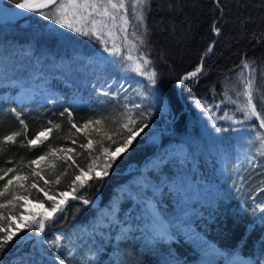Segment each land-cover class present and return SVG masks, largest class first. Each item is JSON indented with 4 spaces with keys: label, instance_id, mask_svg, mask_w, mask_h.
<instances>
[{
    "label": "trees",
    "instance_id": "16d2710c",
    "mask_svg": "<svg viewBox=\"0 0 264 264\" xmlns=\"http://www.w3.org/2000/svg\"><path fill=\"white\" fill-rule=\"evenodd\" d=\"M4 2L14 6L19 0ZM143 11L144 26L138 33L147 34L143 36L144 43L137 44L151 61L148 67L157 73L166 95L165 110L157 111L152 106V96L131 98V93L121 90L119 84L108 89L83 87L79 97L72 96L68 87L42 99H0V169L16 167L28 173L25 188H29L33 199L48 207L44 191L59 195L62 191L71 193L75 187L77 196L92 201L84 205L81 199L69 197L65 211L47 225L40 243H36L35 233L32 239L14 242L0 255V264H55L56 259H64L66 264H201L200 248L194 243L197 237L210 240L225 252L249 256L254 264H264V213L260 210L264 208V192L260 191L264 188V157L257 156L253 161L257 166L252 167L249 160L256 148L245 150L233 135H228L232 139L227 138L218 148L196 145L194 136L200 133L202 117L193 100L212 105L223 103L229 95L232 98L234 87H243L241 79H245L246 69L242 61H247L256 69L254 102L264 112V0H148ZM36 15L38 11L14 20L19 30L11 37L24 40L29 35L27 26L35 22ZM213 25L220 28L219 35L212 30ZM38 39L44 42L42 36L38 35ZM54 42L55 37L47 38V43ZM210 45L212 51L208 52ZM199 66L202 71L197 77L184 79ZM105 91L108 96L103 95ZM241 99L240 95L239 103ZM135 104L143 108L135 109ZM66 108L72 112L71 117L64 111ZM126 111L137 120L138 113L150 112L148 124L152 122L156 128L167 125L170 131L161 133L158 146L156 142H142L143 134L137 136L134 146L108 170L109 175L98 181L95 171L103 157L99 161L96 157L100 156L101 141L107 147V136L113 135L114 129L122 130L120 124L127 122ZM169 116L172 119L166 124ZM97 119L102 121L100 125L95 124ZM88 121L92 123L85 127ZM47 129L51 132L41 136L35 146L28 144L40 130ZM13 133L20 135L14 143H5L3 137ZM183 133H187L186 138L181 136ZM113 139L118 137L113 135ZM89 140L92 148L82 147ZM62 147L73 151L56 154L51 164L38 166V171L32 172L33 159L60 152ZM132 161L137 166L127 170ZM89 167L95 169L93 178H85L84 187L79 182L73 185L75 175L81 170L87 172ZM57 177L60 183H56ZM205 184L212 186L215 196L187 199L183 204L179 201L184 193L191 195L195 186ZM140 190L153 197L158 214L169 220L174 234L170 242H153L155 230L142 231L150 217ZM184 205L191 209L179 215L177 207ZM115 216L125 226L133 227L127 238L118 239V228L108 227V218ZM26 234L27 229L19 233ZM57 235L61 237L58 249L48 243ZM117 250L121 258L114 255ZM221 259L219 256L218 262Z\"/></svg>",
    "mask_w": 264,
    "mask_h": 264
},
{
    "label": "rangeland",
    "instance_id": "374dc122",
    "mask_svg": "<svg viewBox=\"0 0 264 264\" xmlns=\"http://www.w3.org/2000/svg\"><path fill=\"white\" fill-rule=\"evenodd\" d=\"M67 2V0H63ZM118 2V0H117ZM129 3V19L130 27L128 29L129 38L124 41L123 34L120 32L119 22L114 31L108 34L107 30L101 34L102 38L108 41V47L112 48L113 44L120 48V55L110 56L108 52L104 51V45L100 43L96 37H87L78 33L72 32L68 28H62L56 24L52 19H46L39 14L35 17V22L28 25L29 35L24 40L19 38H13L10 34L15 31L18 32L19 27L13 22H2L0 26V99L14 98L18 101H27L32 98H46L49 95L55 96L57 92L64 91L69 87L70 94L75 97H79L82 94L81 89L83 87L90 88L97 86L101 88H110L114 85H118L126 93H131L133 99H144L146 96H152V86L150 82L143 76H139L132 70L134 61L141 55L139 48L140 36L138 31L144 26L139 25L138 21L132 14L130 7V0H126ZM9 4H6L4 0H0V11L6 8H12ZM145 7V5H144ZM144 7L142 11L144 10ZM140 10L138 9L137 12ZM46 15H51L50 8L44 10ZM144 15V11H143ZM43 20V21H42ZM50 22L47 26L46 23ZM111 26V25H110ZM38 35L44 38V42H38ZM55 37V42L52 44L47 43V38ZM131 55L132 61L125 59L126 56ZM148 71H151L147 67ZM253 77L255 73H252ZM249 76L248 70H245V79ZM255 84V82H254ZM16 85L15 89L12 86ZM264 87V86H263ZM243 87H234L233 97L227 96L223 103L205 104L203 100L193 99L194 105L199 106L201 110L200 115L202 117L200 125V133L194 136V142L196 145L207 149H214L220 147L225 143L226 139H232L228 135L236 136V140L239 141L242 148L255 149L258 146V142L255 141L254 131L252 129L253 124H257L256 121H249L244 124L233 123L230 120L219 119L227 113L232 116L234 120H242L243 114L236 111L237 106L232 103L236 101L238 104L245 103V98L241 95L242 99L239 103L238 92L242 91ZM229 98V100H227ZM235 98V100H234ZM227 100V101H226ZM204 103V104H203ZM260 110V109H259ZM172 116L166 117V124H169ZM147 129H144L140 135L143 134L144 139L142 142H156L157 146L160 144L161 133L163 131L169 132L166 126L159 128L153 127L152 122L148 124ZM229 129L227 131L217 132L216 128ZM236 129V130H233ZM46 130H40L39 133ZM38 133V134H39ZM37 134V135H38ZM193 134V135H194ZM247 134V135H246ZM181 136L186 138L187 133H183ZM245 136V137H243ZM181 138V137H180ZM241 139V140H239ZM255 145V146H253ZM63 151L50 152L43 154L45 158L39 160L37 164H32V172L38 171V166L49 165L52 163L56 154H63L67 151L66 147H62ZM240 150V149H239ZM244 150H241L243 153ZM194 148L191 150L192 156L194 155ZM240 151L237 152V158ZM39 156V157H41ZM38 157V158H39ZM35 158L33 160H38ZM138 163L132 161L127 170L135 169ZM13 169L7 176H4L3 180H0V189L7 183L13 176L19 175L25 177L20 181H13V184L9 187V190L3 197H0V203H7L12 200L14 196L25 197L26 199L16 200L14 205H9L7 208L0 209V213L5 217L0 220V227L7 229L9 225L12 230H15L18 226H21V221H28L30 219L29 214L44 213L49 207L39 200L33 199L29 193V188H25L26 180L29 176L27 173H23L21 169L16 167H9ZM6 169H0V176H3ZM222 169V166H221ZM23 185V186H21ZM140 197L143 201V205L146 207L150 222L142 229L145 230H161L162 227L167 228L170 226V222L167 219L162 220V226L154 224L152 220V214L157 212V206L152 196H149L144 191L140 190ZM69 197L71 193L69 192ZM216 192L212 186L205 184L198 188L195 186L193 193H184L179 198V201L184 203L187 199H204L215 196ZM57 195V199H59ZM154 201V203L151 201ZM190 206L184 205L183 207H177V213L179 215L189 212ZM19 212V213H18ZM11 219H8V217ZM39 218V217H37ZM3 233H0L2 235ZM204 242H201V240ZM196 247L200 248L199 261L203 264V261L210 260L212 264H228L229 261H233L234 264H254V261L249 256L243 255L236 251L225 252L215 246L210 240H205L202 237H197L194 241ZM116 257H120L118 250L114 251ZM221 256V261L218 262V257ZM49 258L51 256L49 255ZM121 258V257H120ZM201 259V260H200ZM60 260L56 259L55 264H59ZM184 264H193L184 263Z\"/></svg>",
    "mask_w": 264,
    "mask_h": 264
},
{
    "label": "snow or ice",
    "instance_id": "6c2138e0",
    "mask_svg": "<svg viewBox=\"0 0 264 264\" xmlns=\"http://www.w3.org/2000/svg\"><path fill=\"white\" fill-rule=\"evenodd\" d=\"M148 3V0H130V7L133 16L138 21L139 25H143L144 23V15H143V7ZM51 6V7H50ZM16 7L20 10H26L29 12L38 11L40 16H44L46 19H52L62 28H68L72 32L78 33L87 37H96L97 40L104 45V51L108 52L110 56H118L120 55V48L113 44L112 48L108 47V41L103 39L101 34L107 30L108 34L114 31L119 22L120 32L123 34L124 41H127L129 38L128 29L130 27V19H129V3H126V0H67V2H63V0H41L40 3H30L29 0H19L16 3ZM52 12L51 15H46L43 11L45 8H49ZM140 10L137 12V10ZM111 25V26H110ZM217 35L220 33V28L216 25H213L212 29ZM143 33L138 36L139 43L143 44L144 39L143 36L146 35ZM208 52L212 51L211 45L207 49ZM125 59L132 61L133 57L128 55ZM254 63V62H252ZM151 64V61L145 57L143 54L139 55L134 61V66L132 70L136 72L137 75L145 77L152 86V95L154 96L153 107L157 109V111H163L167 107L166 95L161 91L162 85L157 81V73L155 71H148L147 67ZM243 69L248 70L249 76L248 78L241 79V84L243 85L242 91L238 92V95H242L245 98V103L238 104L236 111L241 112L243 114L242 120H234L232 116H229L225 113L224 116L219 117V119L230 120L233 123L244 124L249 121H256L257 124H253L252 129L254 131L255 141L258 142V146L256 148V153L253 157L250 158L249 163L252 167H256L257 165L253 163L256 157H264V112L258 109L257 104L254 102V77L252 73L256 71L255 68L247 61H242ZM202 71V66L196 68L195 71L188 73L184 79H190L197 77V75ZM183 83V80L180 81ZM103 95L108 96L109 92H103ZM232 103H236V101H232ZM127 109V105L124 106ZM135 109H142V104L133 105ZM69 117L72 116V112H70L67 108L64 110ZM63 116L64 113H61ZM127 116V122L120 124L121 131L113 130V135L117 136L118 139H113V135H108L107 139L110 141L107 147L101 141L100 144V156L96 157V160L99 161L101 156L103 157V163L98 164V171H95L92 167H89L87 172L81 170L78 175H75V179L72 181L73 185L76 182H79L81 187H84L86 183V179H92V173L95 171V179L98 181H103L105 177L109 175V169L113 167V164L117 161V159L121 156L122 153L128 151L131 147L134 146L133 142L136 140V137L140 135L141 132L144 131L149 125L147 120L151 117L150 112H140L138 115L140 116V120L135 119L128 111L124 113ZM17 119H19L20 124L24 125V121L20 119V114L17 113ZM107 119V118H105ZM71 123V121H69ZM89 123L92 121L86 122L84 125L87 127ZM102 121L97 119L95 121L96 125H100ZM113 124L116 123L115 118L112 121ZM59 127V126H57ZM72 127L75 128L76 125L73 123ZM25 126V131H26ZM229 129L216 128L217 132L227 131ZM236 130V129H233ZM79 131V129H77ZM99 131V129H97ZM51 132V129H47L45 132L39 133L34 139L29 140L28 144L35 146L37 142L40 140L41 136H47L48 133ZM20 135V133H13L11 135H7L3 137V141L7 142H15L16 137ZM92 141L89 140L87 144L82 145L84 148L91 149ZM63 151V149H61ZM68 152H72L73 149L69 148ZM91 154V153H90ZM45 157L41 156L38 160H33L32 164H37L39 160H43ZM71 157H69L70 159ZM13 169L9 168L7 172L4 173L3 176H0V180L4 179V176H7L9 172H12ZM35 175H39V173H34ZM25 179V177L16 175L7 181L3 185V188L0 189V197H3L5 193L8 192L9 187L13 184V181H20ZM49 182L46 180L45 184ZM56 183H60L59 177H57ZM23 186V185H21ZM33 188H36V184H32ZM37 191H44L42 189H37ZM261 192H264V188L260 189ZM77 189L73 187L71 189L72 200L81 199L84 205H89L92 201L88 199H84L82 197L77 196ZM69 191H62L59 193V199H57L56 194H50L49 191H44V196L46 197V202L49 204V209H46L44 213L40 214H29L30 219L28 221H21V226H18L15 230L11 229V226L7 229L0 227V255H2L6 250H8L14 242H22L29 239H32L31 234H36V243L41 242V234L45 233L46 227L48 224L52 223L59 214L65 211V206L69 203ZM26 199L25 197L14 196L12 200L7 201V203H0V209L7 208L9 205H14L16 200ZM262 213H264V208L260 209ZM39 217V218H37ZM2 213H0V220L4 219ZM8 219H11L9 216ZM152 220L154 224H158L162 226V220L159 218L158 212L152 214ZM262 222H264V216L261 217ZM107 225L109 228L115 226L118 228V239L119 238H127L129 233L133 231V227L131 225L125 226V223L119 219V216H115L113 218H108ZM22 229H27L28 234L20 236ZM174 238V234L171 231V226L164 228L161 230L153 231L151 235V239L153 242L156 240L167 241L170 242ZM61 241V237L57 235L54 240L48 241L50 247L59 248ZM264 243V242H262ZM59 264H66L64 259H61ZM203 264H212L210 260L203 261ZM228 264H234L233 261H229Z\"/></svg>",
    "mask_w": 264,
    "mask_h": 264
},
{
    "label": "water",
    "instance_id": "95a60500",
    "mask_svg": "<svg viewBox=\"0 0 264 264\" xmlns=\"http://www.w3.org/2000/svg\"><path fill=\"white\" fill-rule=\"evenodd\" d=\"M29 2L38 4L41 2V0H29ZM45 9H43V10H45ZM30 13H34V12H29L26 10H20L16 7V5H14L12 8H6V9H2V11H0V23L7 22V21L13 22L14 20L24 18L25 15L30 14ZM49 24H50V22L46 23L47 26Z\"/></svg>",
    "mask_w": 264,
    "mask_h": 264
},
{
    "label": "bare ground",
    "instance_id": "6f19581e",
    "mask_svg": "<svg viewBox=\"0 0 264 264\" xmlns=\"http://www.w3.org/2000/svg\"><path fill=\"white\" fill-rule=\"evenodd\" d=\"M47 9V8H46ZM151 201H152V199H151ZM153 202V201H152ZM156 213V212H155ZM160 218V217H159ZM162 219V218H161Z\"/></svg>",
    "mask_w": 264,
    "mask_h": 264
}]
</instances>
